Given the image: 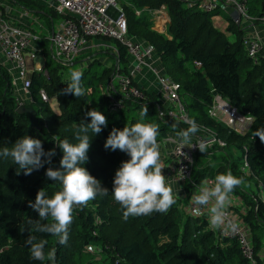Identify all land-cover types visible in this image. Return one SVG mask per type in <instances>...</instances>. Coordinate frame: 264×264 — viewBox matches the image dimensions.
<instances>
[{
    "label": "trees",
    "instance_id": "1",
    "mask_svg": "<svg viewBox=\"0 0 264 264\" xmlns=\"http://www.w3.org/2000/svg\"><path fill=\"white\" fill-rule=\"evenodd\" d=\"M130 1L136 7L157 9L164 5L167 8L170 20L166 34L151 31L149 25L135 19L128 8L124 9V14L128 34L154 48L163 73L178 86L177 93L189 120L197 122L200 131L189 143L209 136L224 142V148L217 144L211 146L219 150L220 157L226 160L225 165L218 168V173L231 170L233 175L242 177L245 184L255 183L264 189V143L253 137V131L264 126V50L258 64H254L244 51L243 30L231 23L230 30L236 39L227 41L211 25V17L220 10L206 13L180 0ZM243 1L248 15L255 18L254 23H261L264 0ZM117 45L122 61L126 51ZM41 55L51 60L46 49ZM196 63L200 66L197 67ZM95 64L96 61H92L90 66ZM90 66L82 72L80 83L83 92L80 96L65 91L70 80L63 81L56 68L46 66V76L33 73L28 77L30 103L26 106H31L36 112V129L30 126L27 115L15 112L18 102L13 96L9 75L0 69V145L11 146L20 137L28 135L40 139L45 151L54 149L56 152L51 164H45L29 175L22 171L17 174V166L10 159L5 168V165L0 166V264H49L47 259L43 262L29 259V250L24 245L29 232L26 227L23 232L20 229L26 226L27 219H38V214L28 206L29 201L34 202L37 191L44 188L51 196L59 190V185L46 178L45 170L59 167L63 153L57 142L68 139L76 143L77 127L90 122L86 112L96 109L106 118V126L99 134L93 136L89 130L91 141L84 167L109 192L115 171L122 161L129 159L118 149L110 151L104 148L113 128L123 129L140 120L139 112L143 106L147 107L143 122L156 123L159 127L158 143L168 132L189 127L175 119L159 117L162 107L155 97L145 92V101H125L122 110L109 112L106 85L113 79L115 70L110 68L91 73ZM121 72L118 69V73L125 75ZM41 91L47 99H56L57 113L52 112L48 100H41ZM112 91L115 93L114 89ZM215 95L241 114H249L253 118L247 133H234L208 117L207 111ZM230 152L236 154L235 158ZM230 157L234 159L230 160ZM200 181L193 167L191 183H185L188 200L189 189ZM237 187L232 193L242 197L248 206V210L239 213V217L249 231L255 263L260 264L258 253L262 248L260 234L261 226H264V204L256 198L257 194L247 195ZM251 196H255L254 201ZM122 211L110 193L84 206H76L68 229V240L60 245L56 237L47 235L45 253L56 249L55 264H249L234 241L218 237L214 230L208 229L210 225L205 217L190 216L179 210L177 204L166 213L129 216L127 219H123ZM45 223H51V220ZM162 236L167 237L168 242L159 246V237ZM101 257L103 261L98 263Z\"/></svg>",
    "mask_w": 264,
    "mask_h": 264
},
{
    "label": "clouds",
    "instance_id": "2",
    "mask_svg": "<svg viewBox=\"0 0 264 264\" xmlns=\"http://www.w3.org/2000/svg\"><path fill=\"white\" fill-rule=\"evenodd\" d=\"M81 76L80 71H72L65 91L80 96L83 92ZM85 116L90 118V122L81 123L77 127L74 137L76 143L68 139L57 142L63 153L59 167L45 170L46 178L59 185V190L49 196L42 188L37 191L34 202L29 201L28 206L38 214V219H27L26 226H22L20 230L23 232L26 227L29 232L24 245L27 246L29 259L32 261L43 262L47 259L49 264H55L56 249H49L45 253L46 236L56 237L57 243L63 245L68 240L74 208L84 206L97 197L104 198L110 193L123 210V219L166 213L177 202L179 188L174 187L171 179L162 174L161 153L157 142L159 127L156 123L143 122L147 116L146 106L140 109V120L123 129L113 128L105 140L106 150L118 149L129 157L115 171L111 192L84 167L91 141L89 130L93 136L99 134L106 126V118L96 109L86 112ZM188 123L187 129L175 133L183 144H189L194 134L200 131L195 120H189ZM253 137H258L264 143V126L256 128ZM193 145L200 153H206L207 145L204 141ZM55 155L54 149L45 151L40 139L28 135L20 137L11 146L0 145V160L10 159L17 166V174L22 171L24 175H29L45 164H51ZM242 179L227 170L218 173L214 182L201 181L190 197L194 213L200 215L201 210L206 208L208 223L213 228L225 225L227 229L236 231L235 223L226 224V210L230 194L242 183ZM49 219L51 223H45Z\"/></svg>",
    "mask_w": 264,
    "mask_h": 264
},
{
    "label": "built area",
    "instance_id": "3",
    "mask_svg": "<svg viewBox=\"0 0 264 264\" xmlns=\"http://www.w3.org/2000/svg\"><path fill=\"white\" fill-rule=\"evenodd\" d=\"M181 1L187 3L188 6L195 5L199 10L206 13L216 10L224 11L229 6H232L231 9L236 14L232 17V22L236 25H239L242 18L245 22L251 24L255 20V18L248 15L246 3L243 0ZM47 2L57 14L63 17L58 29L49 37L54 57L62 61V63L71 65L80 49L92 38H105L115 41L124 47L126 54L132 59L133 62L129 74L121 75L118 73V69H115L113 79L106 86L109 112L116 113L122 110L125 101H145L146 95L144 91L133 84L132 77L141 70L147 69L157 79L163 98L170 105L167 108H163L162 112H159V117L166 116L189 126L186 109L177 93L178 86L157 69L155 61L158 57H156L154 48L128 34L126 21L122 13L118 15L110 13L111 9L116 8L117 0H47ZM260 22L264 23V18H261ZM38 41L39 37L31 32L21 31L4 22L0 23V51L15 73L11 85L16 87L20 84L25 94H28L30 83L25 53ZM242 42L247 57L254 64H258L264 50L261 40L256 34H248L243 38ZM35 56V53H30V58H35ZM196 66L199 67L200 64L196 63ZM114 81H116V84ZM112 89L115 90V93H113ZM40 98L44 102L47 101V96L43 91L40 92ZM207 115L216 123H221L230 131L240 135L247 133L253 123V118L249 114H241L219 95L214 96ZM165 140L173 145L172 154L175 162L176 177L183 183H191L192 169L194 167L193 158L197 150L193 144L209 140L211 145L217 144L221 148L225 146L224 142L214 136H209V138L204 140L198 138L195 142L190 143L193 145L192 147L181 143L177 137L166 136ZM206 181L213 182L212 179ZM198 186L195 188H198ZM191 215L200 217L202 212L200 215H196L192 211ZM227 223H235L237 230L231 231L225 225H221L216 228L217 236L234 241L243 258L248 260L249 264H256L249 231L246 226L236 222L228 211H226ZM87 248L90 249L89 247Z\"/></svg>",
    "mask_w": 264,
    "mask_h": 264
},
{
    "label": "crops",
    "instance_id": "4",
    "mask_svg": "<svg viewBox=\"0 0 264 264\" xmlns=\"http://www.w3.org/2000/svg\"><path fill=\"white\" fill-rule=\"evenodd\" d=\"M125 8L130 9L134 14L135 19L141 21L140 23L149 25L151 31L157 32L159 34H166V29L170 19L167 13V8L164 5H161L157 9H150L146 6L136 7L133 5L132 1L130 0H117L116 8L111 9L110 13H112L113 15H118L119 13H122L125 18V14H124ZM231 11L230 9L221 11L224 12L227 16L230 15V17L227 18L228 22H231L229 21V19L232 20L233 17ZM62 18L63 17L61 15L57 14L50 7V4L47 2V0L45 1L0 0V23L4 22L10 25L11 27L17 28L21 31L31 32L37 35L39 39L43 38L42 40L33 44L28 50H26L25 57H26L28 77H30L33 73H41L42 75H44L45 73L46 76L47 68L50 69L56 68L57 69L56 73L59 75L58 73L59 68L68 66L62 63V61H60L59 59L54 57V53L51 49V44L49 41V37L52 35V33H54L58 29V26ZM245 23L242 22L239 25L240 29L243 30V38L248 34H256L263 43L264 23H259V24H254V23L251 24L248 22ZM135 38L137 40H141L138 39L137 37ZM118 47L119 46L117 45V43L110 39H105V38L89 39L86 45L80 49L73 63L69 66L78 64V66L75 67L74 70L80 69V72L82 73L84 70H87L89 68L92 61H96V63L98 64L103 62L106 63L107 65L104 69H110V68L111 69L114 68V70L120 69L122 71L121 73L128 75L132 67L133 61L127 54L124 55V59L121 61L119 59ZM43 49L47 50L51 60H46V56L41 55ZM30 53H35L36 55L35 58H30ZM93 55L96 56L102 55V57L100 58V60L97 61L96 59L93 60L94 57ZM80 58H82L83 60L78 61V59ZM110 58L113 59L112 64H108ZM155 64H157L156 67H158V65L159 68L161 67L158 58L156 59ZM0 69L7 72L10 78V84H12V80L14 79L15 73L12 70L11 65L5 60L1 51H0ZM161 71L163 72L162 67H161ZM61 78L63 81H69L70 74ZM132 81L134 85L142 89L146 94H148L151 97H155L159 105L162 107V109L170 106L169 103H167L163 98L157 79L147 69H143L139 73L135 74L132 77ZM109 82L110 80L108 81L107 85L109 84ZM11 90L18 104L27 105L30 103L29 95L25 94L22 91L20 84H18L16 87H12L11 85ZM51 99L55 100V104L57 107V102L55 98L48 99V102L50 103ZM175 133L176 132H168L167 136L176 137ZM164 138L161 140V142L158 143V149L161 153V163H164L163 160L165 159H166L165 161L168 162V164L165 165V167L163 166L162 174L165 175V177L170 178L173 186L178 187L180 191L179 184L175 183L177 182V180L174 175V170H172V165L174 166V159L172 154L173 145L167 142ZM230 154L232 157L235 158L236 154L234 152L233 153L230 152ZM203 156H207L205 157L206 159L200 160L201 157ZM232 157H230V160L234 159ZM225 163L226 160L223 157H220L219 150L209 148V151H206V153H201L197 161L194 162V170L197 173L199 179H201V181L212 179V181L214 182V178L218 174V168L225 165ZM198 185L199 184L192 185V187L189 189L188 195L190 197L197 190V188L195 187H197ZM256 188L258 189L256 198L259 199L264 204V195L259 194V192H264V189L260 185L256 186ZM184 193L187 194V192L183 188V194ZM178 196L181 197L180 193H178ZM229 198H230L229 199L230 202L226 211L231 213V215L233 216L236 222L244 225L239 217V213H244L246 209L248 210V206L243 201L242 197H239L238 195H234L233 193H231ZM251 199H253L254 201L255 196H251ZM190 204H192L191 200H188V205ZM204 211H205L204 217L207 219L208 216L207 209L205 208ZM261 227H262L261 230H264V226ZM213 230L216 233V228H213ZM261 241H262V248L259 251L258 256L260 257V264H264V238Z\"/></svg>",
    "mask_w": 264,
    "mask_h": 264
},
{
    "label": "rangeland",
    "instance_id": "5",
    "mask_svg": "<svg viewBox=\"0 0 264 264\" xmlns=\"http://www.w3.org/2000/svg\"><path fill=\"white\" fill-rule=\"evenodd\" d=\"M120 6V5H119ZM232 8V6H229L228 7V9H230V11L232 10L231 9ZM231 14H233V16H235L236 14L233 12V11H231ZM215 17V18H214ZM228 17H230V15L229 16H227L224 12H219L217 15H213L212 16V20H211V25L217 30V31H219L221 34H222V36L227 40V41H229V42H232V41H234L235 39H236V36L234 35V32L233 31H231L230 30V26H231V24H232V26H237L238 28H239V25H240V23H242V22H244L245 23V20L242 18V21L239 23V25H236V24H234L232 21L231 22H228ZM214 18V19H213ZM255 21H253V23H254ZM231 23V24H230ZM246 24V23H245ZM255 24V23H254ZM248 25V24H247ZM243 38V37H242ZM263 41V40H262ZM263 43H264V41H263ZM262 43V45L264 46V44ZM94 57H93V60L94 59H96L97 61L98 60H100V58L102 57V55H93ZM83 59L82 58H80V59H78V61H82ZM106 61V60H105ZM107 62V61H106ZM112 62H113V59L112 58H110L109 59V63L108 64H112ZM86 64V63H85ZM158 64V63H157ZM78 66V64L77 65H73V66H65V67H60L59 68V70H58V73H59V76H61V77H64V76H66V75H68V74H70L71 73V71H76L77 69H75L74 70V68L75 67H77ZM107 65H106V63H96L95 65H93V66H90V72L91 73H94V72H96V73H100V71H102L105 67H106ZM162 67V66H161ZM161 67L159 68V65H158V67H157V69L158 70H160L161 71ZM78 71H80V69H78ZM161 73L162 74H164L162 71H161ZM165 75V74H164ZM44 76H45V73H44ZM114 83L116 84V81H114ZM107 86V85H106ZM48 100V99H47ZM47 102V101H46ZM49 107H50V109L52 110V112H54V113H57V107H56V104H55V100L54 99H51L50 100V103H49ZM168 134V133H167ZM167 134L165 135V136H167ZM166 138V137H165ZM164 138V139H165ZM205 141V143H206V145H207V148H208V150L207 151H209V148H211V142L209 141V140H204ZM207 141V142H206ZM186 145H191L190 143L189 144H186ZM171 149H172V147H171ZM201 155V153L198 151V149L196 150V152L194 153V158H193V161L194 162H196L197 161V159L199 158V156ZM205 157H207V156H203V157H201V159L200 160H204V159H206ZM166 160V159H165ZM165 160H163L164 161V163H162V166H164L165 167V165H167L168 164V162L167 161H165ZM7 163H9V160L8 159H6V160H0V166L2 167V166H4V168L6 167V165H7ZM174 166H175V162H174ZM174 166L172 165V170H174V175H175V178H176V180H177V182H175V183H177V184H179V186H180V191L178 192V193H180V195H181V197H179V196H177V198H176V200H177V202H176V204H177V206H178V208H179V210H182L183 212H185L186 214H188V215H190V216H192L191 214H192V211H193V205L192 204H190V205H188V196H187V194L186 193H184L183 194V188H184V190L186 189L185 187H186V184L185 183H183V182H181V181H179L178 179H177V177H176V173H175V169H174ZM193 166H194V163H193ZM0 167V168H1ZM237 189L238 190H243V192L244 193H246L247 195H249V194H251V195H256L257 193H258V189L256 188V184L255 183H253V184H251L250 186H247L244 182H242L238 187H237ZM188 193H189V191H188ZM259 194L260 195H264V192H259ZM182 197H183V199H182ZM230 199V198H229ZM189 207H188V206ZM205 209H202L201 210V212H202V215L200 216V217H204V214H205V211H204ZM194 217V216H193ZM210 228H208V229H212L213 230V227L210 225L209 226ZM260 236H262V239L264 238V230H261V234H260ZM168 242V239H167V237H159V246L162 244V243H167ZM88 249V248H87ZM89 251H93V249H88ZM103 261V258L101 257V258H98V263H101Z\"/></svg>",
    "mask_w": 264,
    "mask_h": 264
},
{
    "label": "water",
    "instance_id": "6",
    "mask_svg": "<svg viewBox=\"0 0 264 264\" xmlns=\"http://www.w3.org/2000/svg\"><path fill=\"white\" fill-rule=\"evenodd\" d=\"M15 112L18 115H27L29 118V124L33 129L37 128V121H36V112L33 110L31 106H26L23 104H17L15 108Z\"/></svg>",
    "mask_w": 264,
    "mask_h": 264
}]
</instances>
